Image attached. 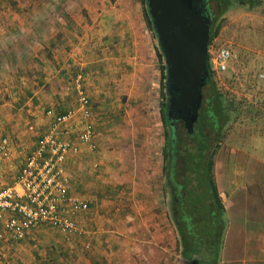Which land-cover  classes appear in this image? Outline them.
Masks as SVG:
<instances>
[{
	"label": "crops",
	"instance_id": "crops-1",
	"mask_svg": "<svg viewBox=\"0 0 264 264\" xmlns=\"http://www.w3.org/2000/svg\"><path fill=\"white\" fill-rule=\"evenodd\" d=\"M158 50L141 0H13L11 5L0 0V145L6 149L0 154V190L13 184L55 117L75 108L77 82L90 101L96 146L90 151L77 139L79 117L59 131L61 139L78 148L67 156L65 169L69 193L89 204L78 215L86 235L69 240L54 229L36 228L22 240L6 239L0 264L165 260L176 234L164 197L159 146L167 128L152 97L154 83L132 82L158 73ZM145 116L147 129H122ZM224 165L215 163L213 176L225 221L229 202L242 193L236 205L245 204V192L252 189L244 183L238 187L242 165ZM229 171L234 183L225 187L222 174ZM262 204L251 201L235 223L224 222L217 264H264ZM231 250L238 253L228 255Z\"/></svg>",
	"mask_w": 264,
	"mask_h": 264
},
{
	"label": "trees",
	"instance_id": "trees-1",
	"mask_svg": "<svg viewBox=\"0 0 264 264\" xmlns=\"http://www.w3.org/2000/svg\"><path fill=\"white\" fill-rule=\"evenodd\" d=\"M147 23L154 33L146 9V0H141ZM211 19L209 46L218 35L219 18L233 5L250 8L258 6L259 0H206ZM159 58L163 56L159 50ZM209 77L202 90V102L193 131L189 134L181 123L167 118V102L161 106V115L166 125V143L163 149V174L166 191L169 194V209L181 242V255L185 260H196L197 264H217L220 243L224 231V206L213 176L215 157L220 144H234L225 141L227 130L240 131L245 125H253L256 116L262 117L264 97L254 95V101L238 99L235 93L219 86L215 72L208 58ZM165 65L161 73L165 76ZM226 78V75H224ZM230 77L228 81H231ZM235 80V78H234ZM233 80V81H234ZM264 81V78H263ZM162 90H166L162 84ZM165 95V93H163ZM262 122V119H261ZM258 123H256L257 125ZM169 134V135H168ZM241 136V135H240ZM257 138H264V129H259ZM248 140V138H245ZM264 140V139H263ZM231 145L233 147H236ZM246 147L240 145V148ZM247 149L249 147H246Z\"/></svg>",
	"mask_w": 264,
	"mask_h": 264
},
{
	"label": "rangeland",
	"instance_id": "rangeland-1",
	"mask_svg": "<svg viewBox=\"0 0 264 264\" xmlns=\"http://www.w3.org/2000/svg\"><path fill=\"white\" fill-rule=\"evenodd\" d=\"M2 1L7 2L10 5L11 3H13V0ZM259 2L260 4L258 6L252 8L239 4H235L231 8H229L222 15V17L219 18V21L222 20L219 33L213 39L208 49V58L211 54H214L220 47H227L229 49L231 53V60L228 64V70L223 73L216 71L215 79L217 80L219 86L228 89V91L232 93H235L238 99H244L248 102L254 101L255 98H253V96L256 94L262 95L264 97V0H259ZM158 52L159 50L157 51V54ZM157 57L159 58L158 55ZM158 64L159 69L157 74H146L145 79L144 77H141L139 75L138 77H136V80L133 79L132 82L136 81V83L141 82L144 84L145 82L152 81L154 83V86L157 85L158 90L156 89V86L155 88L153 86L151 87L153 90V92L151 93H153L152 97H156V100L159 101L158 105L160 104V108L162 104L165 105V103L168 102V95L163 96V93H165L166 90H162V84H165V80H163L161 73L162 64L164 65L163 58L162 60L160 58L158 59ZM224 75H226V78H224ZM230 77H234L235 80L234 78H232L231 81H228ZM145 91L146 89L144 90V92ZM141 92L143 91H139L142 98L143 93ZM159 108L157 109L158 111ZM150 112H152V110H150ZM260 114H262V117H258L257 115L255 118V120L257 121L253 125L249 124L241 128H237V130H240L238 132L233 129L227 130L225 135L227 136V138L225 141L231 142L232 140L236 139V137H239L240 140L235 141V145L231 144L236 147H233L230 144H220L221 148L215 157V163L217 167L225 168L224 164L226 163L242 165L243 169L237 171L241 174L239 177L237 176L239 180L238 187L240 185L242 186L244 183V186L248 187L247 189H252L251 191L247 190L245 192V196H247L245 204L236 205L237 201L242 199V196H240L244 195L242 193L236 195L237 199L233 198L229 202L228 208L230 210H228L224 222L229 220L228 224L231 223V225L232 223H235V216L243 215V213L245 212V205L248 208H251L249 206L251 201H256V203H259L264 200V138H257V136L259 135V129L261 127L262 129H264V110ZM159 117L161 118L160 113ZM146 118V116L140 118L143 121L135 122V124L133 123L134 125L132 128L129 126H124L125 124H122V129H147L148 127H150V125H148V121H145ZM125 123L127 125L129 124L128 121ZM256 123L258 124L256 125ZM164 128L166 129L165 125ZM245 138H248V140ZM153 142L154 140L152 139L151 143ZM165 143L166 135H164L163 133V138L161 139V143H159L160 150H163ZM241 143L242 146H246L249 148H240ZM154 144L157 146L158 143L156 142L153 143V145ZM246 167L248 168L245 169ZM218 173L219 172H217V175L219 176L220 174ZM223 175L227 177V179L224 181L225 187H227V185L229 184L234 183L232 171H229L228 174H222V177ZM245 177H247V180H245ZM261 177L263 178V180H261ZM167 191L165 188L164 197L168 201L167 203L169 205V194H167ZM228 192H230V190H228ZM262 206L264 205L262 204ZM250 211L252 210L249 209L246 212L249 213ZM176 234L178 238L176 237ZM176 234L173 235V238H171V244L167 246L169 251L166 255V258H164L165 260L160 264H193V261L196 260L188 261L182 257V247L177 229ZM232 253L235 254L238 253V251H228V255H231ZM223 256L226 255L223 254Z\"/></svg>",
	"mask_w": 264,
	"mask_h": 264
},
{
	"label": "built area",
	"instance_id": "built-area-1",
	"mask_svg": "<svg viewBox=\"0 0 264 264\" xmlns=\"http://www.w3.org/2000/svg\"><path fill=\"white\" fill-rule=\"evenodd\" d=\"M209 58L213 70L223 73L228 70L231 53L227 47H220ZM81 87L79 82L74 87L75 108L55 117L49 131L26 158L13 184L0 190V247L6 239L22 240L29 231L40 227L54 229L69 240L86 235L78 215L87 212L89 204L69 193L70 179L65 169L67 156L77 153L78 148L58 135L63 126L79 117L81 130L77 139L90 151L96 149L92 141L90 101ZM5 150L2 143L0 154H5Z\"/></svg>",
	"mask_w": 264,
	"mask_h": 264
},
{
	"label": "water",
	"instance_id": "water-1",
	"mask_svg": "<svg viewBox=\"0 0 264 264\" xmlns=\"http://www.w3.org/2000/svg\"><path fill=\"white\" fill-rule=\"evenodd\" d=\"M206 0H146V9L163 56L167 118L191 134L208 80L211 19ZM193 264H197L193 261Z\"/></svg>",
	"mask_w": 264,
	"mask_h": 264
},
{
	"label": "flooded vegetation",
	"instance_id": "flooded-vegetation-1",
	"mask_svg": "<svg viewBox=\"0 0 264 264\" xmlns=\"http://www.w3.org/2000/svg\"><path fill=\"white\" fill-rule=\"evenodd\" d=\"M176 123H181L182 124V122H180V121H175ZM183 125V124H182ZM183 127H184V125H183Z\"/></svg>",
	"mask_w": 264,
	"mask_h": 264
}]
</instances>
